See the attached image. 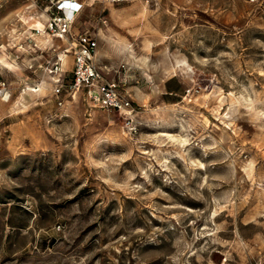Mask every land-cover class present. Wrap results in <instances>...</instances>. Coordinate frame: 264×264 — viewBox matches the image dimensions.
<instances>
[{
	"label": "rangeland",
	"instance_id": "374dc122",
	"mask_svg": "<svg viewBox=\"0 0 264 264\" xmlns=\"http://www.w3.org/2000/svg\"><path fill=\"white\" fill-rule=\"evenodd\" d=\"M45 6L0 0V264H264V0L84 9L135 131L15 60Z\"/></svg>",
	"mask_w": 264,
	"mask_h": 264
},
{
	"label": "built area",
	"instance_id": "2783aa9c",
	"mask_svg": "<svg viewBox=\"0 0 264 264\" xmlns=\"http://www.w3.org/2000/svg\"><path fill=\"white\" fill-rule=\"evenodd\" d=\"M46 20L41 28H31L32 35L46 36L64 41L63 48L57 53L56 61L49 73L54 74L53 96L58 107H63L64 95L82 93L89 106L101 110L115 112L123 120L124 125L135 131L137 109L124 94L122 85L116 80H107L102 69L97 65L95 57L98 50V40L89 31L74 32L73 27L84 10L85 4L77 0H44ZM97 1V0H89ZM111 4H122L127 0H108ZM104 17L100 24L106 25ZM33 48L37 46L34 43ZM70 55L73 60L71 76L61 78V63L63 57ZM6 92L5 83L0 84V94Z\"/></svg>",
	"mask_w": 264,
	"mask_h": 264
},
{
	"label": "crops",
	"instance_id": "0c3cea01",
	"mask_svg": "<svg viewBox=\"0 0 264 264\" xmlns=\"http://www.w3.org/2000/svg\"><path fill=\"white\" fill-rule=\"evenodd\" d=\"M77 1L82 2V3L85 4L84 9L86 7H93L94 5L97 7L98 5H102L104 3H107L108 5H111V3L108 0H97V1L77 0ZM88 5H91V6H88ZM115 5H118V4H115ZM100 16L101 15L98 14V17H97L98 24L95 25L96 27H95L94 30H96L98 28L97 26H99V25L101 26L100 18H99ZM46 18H47L46 17V13L43 10L42 11V15H40L38 17V19H37V20H40V22H35V24L36 23H40L43 26L44 23H45ZM79 18H80V16L78 17V19ZM92 18H94V17H92ZM78 19H77L76 23L74 24L73 31L76 32V33L77 32H79V33L85 32V31H81L78 28ZM93 20L95 21V23H97L95 19H93ZM35 24L32 27H35ZM104 27H105V25H104ZM87 31L90 32V30H87ZM91 34H94V33L91 32ZM99 34L101 35V33H99ZM94 35L96 36V38L98 40V34L95 33ZM102 37H104V36H102ZM16 41H18V42H16V44H18V46H22V47H20L21 48L20 49L21 50V55L20 56H18V55L14 56V58H15L16 61H21V62L23 61L22 57L35 58V57H33V54H35V53L39 54V56H42L43 58H45V57H48V56L50 57L51 56L50 55L51 52H55L54 55L52 54L50 59L55 58L57 56L58 50L63 48V46L65 44L64 41H61L59 39H52L50 37H46V36H43V35H40V36L34 35L33 36L31 31L27 34V36L24 35V36L16 37ZM19 41H21L22 44H20ZM34 43L37 46L36 49L33 48V44ZM47 51L50 54L49 53L47 54ZM120 58H121V56H120ZM95 60H96L97 65L102 69L103 75H104V77L107 80H116L115 77H110L107 74V73H109V70H110L108 68V64L111 65L112 56L109 53H107L105 50H102L101 48H99V41H98V50H97V53H96ZM13 62H15V61H13ZM72 67H73L72 57L70 55H67V56L63 57V60H62V63H61V71H62L61 78L62 79H67V78H69L71 76ZM54 99H57V98L55 97ZM20 212H22V211H20ZM26 221H27V224L30 223V221L29 222H28V220H26Z\"/></svg>",
	"mask_w": 264,
	"mask_h": 264
},
{
	"label": "bare ground",
	"instance_id": "6f19581e",
	"mask_svg": "<svg viewBox=\"0 0 264 264\" xmlns=\"http://www.w3.org/2000/svg\"><path fill=\"white\" fill-rule=\"evenodd\" d=\"M88 6H91V5H88ZM126 12H123V11H112V16L114 18L115 21L118 22V24H121V21L123 20V15L125 14ZM35 27L36 28H41L42 25L40 23H36L35 24ZM99 33H101L102 36L106 37L105 34H103V30H100ZM123 43V42H122ZM121 49H123L124 51H127L129 49V46H126L124 43L121 44ZM2 64L5 65V67L7 68H11V66L8 64V63H5L3 62L2 60H0ZM40 89L42 90L43 87L42 85L40 86ZM31 90V89H30ZM33 92L37 91V90H31ZM2 95V94H0ZM9 97L8 93H5V98L7 99Z\"/></svg>",
	"mask_w": 264,
	"mask_h": 264
}]
</instances>
